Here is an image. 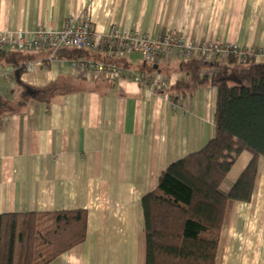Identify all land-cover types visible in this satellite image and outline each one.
<instances>
[{
  "label": "crops",
  "instance_id": "crops-1",
  "mask_svg": "<svg viewBox=\"0 0 264 264\" xmlns=\"http://www.w3.org/2000/svg\"><path fill=\"white\" fill-rule=\"evenodd\" d=\"M85 17L93 21L94 47L60 50L53 72L44 54L23 53L21 72L0 63V215L86 211L85 242L50 264H145L141 201L168 166L213 138L215 91L173 105L128 75L97 80L72 63L122 61L143 72L149 65L141 57L101 48L111 28L255 50L264 47V0H0V35L32 41L42 28L61 31ZM181 61L173 51L154 66L170 88L185 78ZM250 160L242 153L227 182ZM241 205L227 206L216 264H264L263 159L251 202ZM239 207L250 208L242 225Z\"/></svg>",
  "mask_w": 264,
  "mask_h": 264
},
{
  "label": "trees",
  "instance_id": "trees-1",
  "mask_svg": "<svg viewBox=\"0 0 264 264\" xmlns=\"http://www.w3.org/2000/svg\"><path fill=\"white\" fill-rule=\"evenodd\" d=\"M22 54L0 49V63L21 72ZM113 63L128 69L122 61ZM179 72L185 78L162 93L176 105L213 88L215 132L197 153L168 166L143 197L145 264H216L227 206L251 202L257 162L264 160V60L238 65L233 58L194 57L182 60ZM143 73L156 71L152 65ZM244 152L251 161L224 191ZM87 227L88 213L80 210L0 215V264H50L84 243Z\"/></svg>",
  "mask_w": 264,
  "mask_h": 264
},
{
  "label": "built area",
  "instance_id": "built-area-1",
  "mask_svg": "<svg viewBox=\"0 0 264 264\" xmlns=\"http://www.w3.org/2000/svg\"><path fill=\"white\" fill-rule=\"evenodd\" d=\"M93 21L90 17L82 22H68L63 30L54 31L51 28H42L32 41H27L22 35L12 40L7 35H0V49L12 50L18 53L32 52L46 54L48 69L53 72L57 54L62 49L90 50L94 47ZM101 48L114 54L137 55L145 64L152 66L154 63L167 60L174 50L179 52L182 60H191L196 55L205 62L215 58H233L238 65H246L250 60L258 63L264 60V47L255 50H247L238 45H219L215 42L201 43L197 46H188L180 37L174 34L151 37L138 35L137 33H121L116 28H111L103 37ZM214 58L211 60L210 57ZM34 64H28L26 69L30 71ZM75 72L85 73L97 80H117L122 75H128L129 79L140 84L147 85L154 95L162 93L170 88V80L158 73L150 75L143 72H133L113 62L77 61L72 63Z\"/></svg>",
  "mask_w": 264,
  "mask_h": 264
},
{
  "label": "rangeland",
  "instance_id": "rangeland-1",
  "mask_svg": "<svg viewBox=\"0 0 264 264\" xmlns=\"http://www.w3.org/2000/svg\"><path fill=\"white\" fill-rule=\"evenodd\" d=\"M85 18H87V17H85ZM91 18V17H90ZM215 43H217V44H219V45H228V44H223V43H219V42H216L215 41ZM243 48V47H242ZM132 58H134V57H132ZM136 58V57H135ZM214 57L213 56H211L210 57V59L212 60ZM214 60V59H213ZM212 60V61H213ZM260 62H262V61H260ZM260 62H258V63H260ZM257 63V64H258ZM251 161V160H250ZM232 184H234V183H232ZM231 183H229V182H227L226 181V183H224V185L222 186V189L224 190V191H228L229 189H230V187H231V185H232ZM242 206V205H241ZM250 209V208H249ZM249 209H247V208H244V207H242V208H240L239 207V210H240V214H239V216H238V218H239V221H240V224L242 225V223L243 222H245V221H247V220H249V218H250V210ZM240 225V226H241Z\"/></svg>",
  "mask_w": 264,
  "mask_h": 264
},
{
  "label": "bare ground",
  "instance_id": "bare-ground-1",
  "mask_svg": "<svg viewBox=\"0 0 264 264\" xmlns=\"http://www.w3.org/2000/svg\"><path fill=\"white\" fill-rule=\"evenodd\" d=\"M71 50H73V49H71ZM76 51H86V50H76ZM174 51H177V50H174ZM177 52H178V51H177ZM178 53H179V52H178ZM161 61H162V60H161ZM93 62H97V61H93ZM156 63H157V62H156ZM156 63L153 64V67L156 66ZM108 81H110V80H108ZM113 81H114V80H113Z\"/></svg>",
  "mask_w": 264,
  "mask_h": 264
}]
</instances>
